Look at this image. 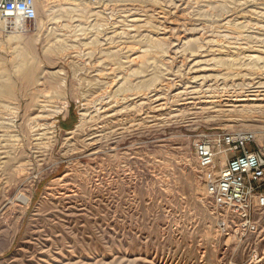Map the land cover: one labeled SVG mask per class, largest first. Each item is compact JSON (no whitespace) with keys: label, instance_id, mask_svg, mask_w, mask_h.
I'll return each instance as SVG.
<instances>
[{"label":"rangeland","instance_id":"obj_1","mask_svg":"<svg viewBox=\"0 0 264 264\" xmlns=\"http://www.w3.org/2000/svg\"><path fill=\"white\" fill-rule=\"evenodd\" d=\"M36 11L21 34L0 21V264H264V212L255 235L226 223L194 149L264 145V0Z\"/></svg>","mask_w":264,"mask_h":264},{"label":"built area","instance_id":"obj_2","mask_svg":"<svg viewBox=\"0 0 264 264\" xmlns=\"http://www.w3.org/2000/svg\"><path fill=\"white\" fill-rule=\"evenodd\" d=\"M12 19L16 21L7 22ZM36 20L35 0H0L3 32H27ZM255 144L253 132L220 131L202 135L194 146L216 212L226 223L254 235L259 232L257 214L264 212V145L253 149ZM219 155L224 157V164L217 162Z\"/></svg>","mask_w":264,"mask_h":264},{"label":"bare ground","instance_id":"obj_3","mask_svg":"<svg viewBox=\"0 0 264 264\" xmlns=\"http://www.w3.org/2000/svg\"><path fill=\"white\" fill-rule=\"evenodd\" d=\"M36 2H39L40 0H35ZM190 1V0H189ZM133 17V16H132ZM15 22L13 19L12 20H8L7 22L10 23V22ZM6 22V21H5ZM12 34H21V33H24V32H11ZM201 76V74L199 75ZM195 79V78H194ZM197 79V78H196ZM157 90V89H156ZM161 89L158 90V93H160ZM154 93V92H153ZM156 93V92H155ZM261 93L260 91L258 93H254L253 95H242V94H238V95H235V96H232L234 98V101L236 102H245V101H257L259 98H261ZM263 95V94H262ZM160 96H157V102L159 103V107H161L163 105L161 99L159 98ZM154 98V97H153ZM152 99V98H151ZM153 100V99H152ZM262 101V100H261ZM242 104V103H241ZM260 104V103H258ZM254 105V103H253ZM256 105V103H255ZM249 106V105H248ZM255 107V106H254ZM258 107V106H257ZM170 108V107H169ZM221 160H222V164H224V157L221 156Z\"/></svg>","mask_w":264,"mask_h":264},{"label":"crops","instance_id":"obj_4","mask_svg":"<svg viewBox=\"0 0 264 264\" xmlns=\"http://www.w3.org/2000/svg\"><path fill=\"white\" fill-rule=\"evenodd\" d=\"M219 169H220V170L222 169V165H219Z\"/></svg>","mask_w":264,"mask_h":264}]
</instances>
